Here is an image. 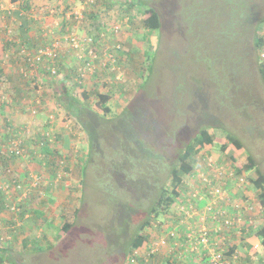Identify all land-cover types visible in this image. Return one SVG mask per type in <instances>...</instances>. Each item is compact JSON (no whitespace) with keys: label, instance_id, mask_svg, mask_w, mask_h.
Returning a JSON list of instances; mask_svg holds the SVG:
<instances>
[{"label":"rangeland","instance_id":"rangeland-1","mask_svg":"<svg viewBox=\"0 0 264 264\" xmlns=\"http://www.w3.org/2000/svg\"><path fill=\"white\" fill-rule=\"evenodd\" d=\"M104 1L94 6L85 5V0H19L25 11L22 16L12 9L10 13L0 10V22L6 25L2 36L12 40H7V49L19 55L9 58L5 53L2 58L11 64L7 81L26 86L24 92L36 82L39 85V91L21 100V114L19 109L15 112L21 105L15 102L14 96H21L18 90L12 94L6 92L7 81L4 87L0 84L8 114L0 111V193L8 202L0 210V246L11 248L8 259L4 257L0 264H140L142 257L144 263L167 264L164 247L153 257H146L145 251L135 255L130 249L129 241L146 217L149 201L131 199L113 179L122 176L113 163L120 162L117 152L123 143L115 147L112 128L132 114L147 117V122L137 126L143 130L134 133L147 145V153L133 165L145 187V176L155 180L159 172L158 182L163 180L164 165H170L184 142L203 126L216 137H223V132L238 137L245 146L238 160L246 163L251 155L264 174V83L253 75L257 65L250 66L247 57L254 30L264 18V0H143L139 5L137 0ZM149 7L162 13V26L152 31L142 27L139 14ZM13 19L28 21L31 32L39 37L22 40ZM71 33L85 39L81 49L72 48L65 39ZM54 42L58 46L53 61L45 58L30 65L20 52L23 47L32 54ZM89 49L96 57L88 56ZM79 54L89 61L79 82L88 98L76 96L72 89L82 104L77 115L57 105L55 91L62 90L63 82L76 81L75 73L83 65ZM53 66L56 76L49 74ZM36 70L37 77L43 71V83L34 80ZM101 92L110 94L108 112L96 104ZM33 101H43L45 106L34 107ZM16 113L26 121L8 125L5 120L10 116L13 121ZM98 118L114 120L115 126L110 128L106 122L112 129L107 132ZM80 121L89 129L102 130L92 138L93 148ZM42 133L49 134L53 151H39ZM13 140L22 143L24 154L13 152ZM215 143L204 154L232 165L219 142ZM198 157L195 169H202L206 164ZM244 172L250 182L256 177L254 169ZM125 201V206L120 204ZM13 206L16 214L12 215ZM261 220L258 217L250 225L253 228L239 244L235 264H262V245L254 252L250 248L257 241L255 224ZM63 223L72 224L66 233L60 229Z\"/></svg>","mask_w":264,"mask_h":264},{"label":"built area","instance_id":"built-area-1","mask_svg":"<svg viewBox=\"0 0 264 264\" xmlns=\"http://www.w3.org/2000/svg\"><path fill=\"white\" fill-rule=\"evenodd\" d=\"M92 3L94 0H85V5ZM117 29L115 27L114 31ZM65 39H69L74 49L80 48V43L85 41L73 33ZM57 46L58 42H54L51 47H40L32 54L21 47L20 52L27 64L37 65L45 58L53 61ZM87 52L89 57H96L92 49ZM259 56L264 60V44ZM109 57L114 60L111 55ZM78 58H83V65L76 71L74 80L80 82V75L89 61L84 60L85 56L81 54ZM49 71L52 76H56V67L53 66ZM37 90L39 91V86ZM35 112L36 108L33 110ZM41 136L52 141L47 138L49 134L42 133ZM21 145L18 140H13L15 154H24ZM210 158L204 160V168L194 170L192 179L196 183L192 190L183 193L185 198H179L167 215L161 220L152 221L146 227L148 243L142 249L135 248V255L139 251H145L146 257H153L164 247L173 259L185 260L197 255L204 258L205 264H235L239 244L249 236L252 222L261 217L262 207L257 198L259 190L251 188L252 183L246 177V172H239L232 165H224ZM212 168L215 170L213 173L210 172ZM258 246L259 244L254 245L255 248Z\"/></svg>","mask_w":264,"mask_h":264},{"label":"trees","instance_id":"trees-1","mask_svg":"<svg viewBox=\"0 0 264 264\" xmlns=\"http://www.w3.org/2000/svg\"><path fill=\"white\" fill-rule=\"evenodd\" d=\"M11 1L15 2L16 0H11ZM99 1L102 4L106 3V1L104 0H96L93 5L96 6L98 3H100ZM139 2H144V1L137 0L136 4L139 5ZM127 12H128V8H127ZM139 14L141 15L140 17L141 25L147 31L148 30L152 31L162 26V19H161L162 13L156 10L155 8L149 7V8L141 9L139 11ZM23 19L25 20L26 18L23 17ZM261 21H262L261 27L260 26L258 27L257 25V27L254 30L252 43L254 45L258 59L257 70L259 71L262 82L264 83V60H261L259 56L262 45L264 44V18L259 20V22ZM62 86H64L62 90L61 88L58 87L56 88L55 91V101L57 105L60 108L62 107L67 111L74 110V112L77 115H79L82 104L79 103L77 97L72 95V89H73V93L75 90L76 96L77 94H79L81 98L84 99L88 98V94L81 87V84L78 81L72 82V84H69L68 81L63 82ZM98 97L99 100L96 102V104L100 105L104 112L110 111V108L107 105V101L109 100L110 94L108 92H101L100 94H98ZM127 109L128 107L125 108V110ZM141 114L143 115H139V117H137L135 114L134 115L132 114L133 116L131 115L127 119H125V121L121 120L119 123L116 121L118 126L113 125L112 121L114 120H107L104 122L102 121L104 118H98L100 126L104 130H107V132H109L110 130L113 129V132H116L114 133V135L116 134L115 139L117 140L115 147L116 145L118 146L123 143L121 145L122 150H119L117 152L118 153L117 156L120 155L121 160L118 163L115 162L117 160H114L113 163V165L116 166L117 169L119 168L120 173L122 174L121 177H113L114 181L116 182V186H118L119 187L118 189L121 191H125L124 189H126L125 193L131 196V199L132 197L136 196L138 198L149 201V206L146 210V217L138 225L137 229L135 230L133 236L129 241L130 249L131 250L132 249L134 250L135 248L142 249L148 243V235L145 234L144 229L148 225H150L152 221L160 220L161 218L164 217V215H167L169 211H171L174 205L177 203V200L179 198L180 199L185 198V195H183V193L193 189L196 181L192 179V176L194 174L195 168L198 166V165L195 166L197 162V157L198 155H200L201 157L198 158H201L202 162H204V160L209 155L204 154L203 150L212 149L216 144L215 142L217 141L219 142L218 147L220 151L231 160L234 169H237L239 172L249 171L251 169H254L256 172V177L253 179L250 178V180L254 185V187L258 188L259 190L257 198L259 205H261L262 207V213H261L262 220L260 221L259 224H255V232L257 238L261 240L262 243L261 245L264 247V174L260 172L259 169L256 167V162L251 155H247L246 163H242V161L238 160L237 156L245 152V146L239 140V138L229 132H223L224 133L223 137H216V135L210 132V130L207 127L203 126L198 130L195 136L184 142L180 150L178 149L179 152L175 160L171 161L170 165L168 164L164 165L166 169H165V173L162 175L163 180L158 182L159 177H161L160 174L158 175L159 172L155 173V178H156L155 180H152L151 177L145 176V178L148 181V183L146 182L147 185L145 187L142 183L141 176L137 173V170L133 168L136 159L138 157L141 158V156L147 153V145L143 146L142 145L143 143L139 139L140 135L134 134L135 132L137 133L143 130L141 127L139 128L137 127L139 126V123L143 124V122H147L146 114L145 113H141ZM106 122H108L110 128L115 126L114 127L115 129L114 128L109 129L105 125ZM81 124L89 135L90 148H93L94 140H92V138L94 137L93 139H95L96 135H99L102 130L98 131V127L96 129V126L95 128L89 129V127H87V125H85L83 122ZM144 125L147 124L145 123ZM91 132H93L92 135ZM51 143L52 141L43 139L42 136H40V139L38 141L39 151H41L42 153L49 152L50 150L53 151V147ZM25 152L26 150L24 149V153ZM124 155H126L125 159H123ZM49 171L53 174L52 169H49ZM160 171H163V169H161ZM184 177H186L187 179ZM112 195L114 196V194ZM7 203L8 202L4 199V197H1V193H0V210L5 209V207H7ZM125 203L126 201L120 202V204L124 206ZM136 208L140 209V206ZM10 212L12 213V215L16 214V211L15 212L10 211ZM36 213L39 214V212ZM20 214L23 215V212H20ZM159 216H163V217L158 218ZM71 226H72L71 223H63L60 229L63 233H66L71 228ZM252 228L253 226L250 227V229ZM250 248L254 250L253 246H250ZM10 253H11V248H9L8 246H0V263H2L4 257L8 259L7 256H9L8 254ZM141 261L142 262H140V264H149V263H144L143 258H141Z\"/></svg>","mask_w":264,"mask_h":264},{"label":"crops","instance_id":"crops-1","mask_svg":"<svg viewBox=\"0 0 264 264\" xmlns=\"http://www.w3.org/2000/svg\"><path fill=\"white\" fill-rule=\"evenodd\" d=\"M9 2H10L9 4H5L4 3V5L1 3L0 4V10H2V8L9 9V10H7V12L10 13V9H12L13 13H17L20 16H22L25 13V11L23 9V6H22L23 4L20 3L19 0H16L15 3L12 2L11 0H9ZM13 4H16V6L13 5ZM27 7L28 6H26V8ZM2 15L3 14H0V16H2ZM3 22L5 23V21H3ZM14 23L16 24L15 32L18 31V33H22V35L20 37L22 40L23 39H28L29 41H33V40H36L39 37L37 33L31 32L30 27H28L29 25L27 24L28 21L24 22V20H19V21L15 22V20H14ZM5 27H6V25L2 26V23L0 22V41L3 43V44L0 45V84L3 87L5 86L6 81H7V74L10 73V68L9 67H10L11 64L6 63L5 62L6 60H2V58L4 57L5 53H9V56H8L9 58H12V57L14 58L15 56L18 55V54L16 55L15 52H12L9 49H7L8 48L7 45H10V43H8V41H12V40H11L10 37H8V35L2 36V34L5 32ZM31 27H32V25H31ZM37 27L38 28L36 29V31L39 33V31H40L39 30V26L37 25ZM7 31L8 32H12L10 29H7ZM14 46H17V45L15 44ZM12 50H14V49L12 48ZM5 55L7 56V54H5ZM20 59H21V57H20ZM37 72H38V70H36L35 73H34V75H36V77L34 76L35 77L34 80L38 81L40 79V81H42L41 78H45L44 75H43V71L40 72V70H39L38 77H37V74H38ZM40 75H41V77H40ZM7 82H8V85H7L6 92H8L10 90L12 92V94H13V91H15V89H17L19 95H21V96H20V98L17 97V96H14V97H15V102H19L20 104H21V100L22 99L24 100V99L28 98V94H30V96H32V95H34L33 94L34 90H35V92L38 91L36 89V85H37L38 82H36L30 88L29 87L26 88L27 90L25 92L27 94L24 92V89H25L26 86H20V85H18L16 83L12 82L11 80H10V82L9 81H7ZM41 83H43V81ZM24 85H26V84H24ZM37 86H39V85H37ZM1 97H0V111H2L5 116H7L8 114H7V112H5V107H4V106H6V104L4 103V101H3V99ZM31 105L39 107V109H40L41 107L45 106V103L42 101V103L36 104L35 101H33L31 103ZM18 106L21 109L17 107L15 109V112H18V109H19V112L21 113L23 111L24 105L21 104V105H18ZM1 109H3V110H1ZM18 113H16V115L14 114L13 121H10V119H9L10 116H8L7 120H5V122L8 123V125H9L10 122H11V124H15L14 122H16L17 124L25 122L26 118H22L21 115L18 114ZM0 126H1V116H0ZM13 131H15V130L13 129ZM254 240H256V239H254ZM255 244H259V247H261L262 243H260L259 238H257L256 242L252 243L253 248H254ZM257 249H258L257 247L254 248V250L251 249L252 250L251 252L257 251ZM263 249H264V247H263ZM262 252H264V251H262ZM188 258L185 259V260H179V259H173L171 256L168 255V257L166 258L165 261H166L167 264H205L204 263V258H201L200 256L192 255V256H190L189 259ZM261 261H262V264H264V254H263L262 258H261Z\"/></svg>","mask_w":264,"mask_h":264},{"label":"flooded vegetation","instance_id":"flooded-vegetation-1","mask_svg":"<svg viewBox=\"0 0 264 264\" xmlns=\"http://www.w3.org/2000/svg\"><path fill=\"white\" fill-rule=\"evenodd\" d=\"M249 48L250 49L247 50V57L249 58V65L251 66V65L255 64V66H256L258 63V59H257V55H256V51H255L253 43H251V46L249 45ZM255 70L257 71V73L255 72L256 74H254L253 70L251 71V72H253V75L254 76L255 75L260 76L259 71L257 69H255ZM49 74H51L50 71H49Z\"/></svg>","mask_w":264,"mask_h":264},{"label":"clouds","instance_id":"clouds-1","mask_svg":"<svg viewBox=\"0 0 264 264\" xmlns=\"http://www.w3.org/2000/svg\"><path fill=\"white\" fill-rule=\"evenodd\" d=\"M75 75H76V73H75Z\"/></svg>","mask_w":264,"mask_h":264}]
</instances>
